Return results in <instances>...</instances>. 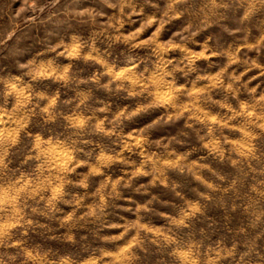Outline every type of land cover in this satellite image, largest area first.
Listing matches in <instances>:
<instances>
[{
    "label": "clouds",
    "instance_id": "obj_1",
    "mask_svg": "<svg viewBox=\"0 0 264 264\" xmlns=\"http://www.w3.org/2000/svg\"><path fill=\"white\" fill-rule=\"evenodd\" d=\"M0 264H264V0H0Z\"/></svg>",
    "mask_w": 264,
    "mask_h": 264
}]
</instances>
